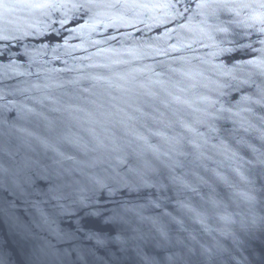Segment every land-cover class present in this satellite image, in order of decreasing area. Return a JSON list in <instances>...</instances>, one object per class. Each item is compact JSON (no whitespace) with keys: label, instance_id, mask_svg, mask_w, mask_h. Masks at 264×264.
<instances>
[{"label":"water","instance_id":"water-1","mask_svg":"<svg viewBox=\"0 0 264 264\" xmlns=\"http://www.w3.org/2000/svg\"><path fill=\"white\" fill-rule=\"evenodd\" d=\"M0 264H264V0H0Z\"/></svg>","mask_w":264,"mask_h":264}]
</instances>
